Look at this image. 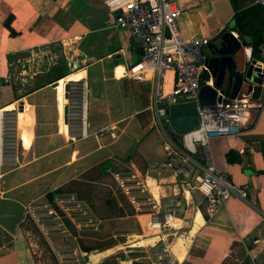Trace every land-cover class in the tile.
<instances>
[{"label": "crops", "instance_id": "obj_1", "mask_svg": "<svg viewBox=\"0 0 264 264\" xmlns=\"http://www.w3.org/2000/svg\"><path fill=\"white\" fill-rule=\"evenodd\" d=\"M180 9L183 38L207 37L213 44L231 33L242 46L239 63L244 65L249 48L264 66V9L256 0H183ZM115 22L103 0H0V112L18 105L23 116L16 154L0 176V264H37L24 228L35 201L75 181L114 180L112 172L129 167L148 181L162 213L175 211L177 227L152 237L154 247L168 246L180 264H264V82L249 97L246 89L237 95L252 102L241 134L209 144L215 166L233 184L249 187L246 199L232 196L209 220L202 198L185 192L169 166L165 141L173 140V132L151 109L153 82L130 76L143 54L139 41ZM205 54L208 59L209 47ZM17 73L23 76L20 87ZM165 79L169 92L174 73ZM69 84L86 91V119L77 135L66 123L73 107L68 109ZM92 170L97 176L82 178ZM130 206L134 213L123 219L145 231L148 216ZM139 233L130 237L139 243L132 247H144ZM116 250L111 244L97 253L105 252L102 260Z\"/></svg>", "mask_w": 264, "mask_h": 264}, {"label": "built area", "instance_id": "obj_2", "mask_svg": "<svg viewBox=\"0 0 264 264\" xmlns=\"http://www.w3.org/2000/svg\"><path fill=\"white\" fill-rule=\"evenodd\" d=\"M109 11L116 16L115 26L128 30L143 50L141 61L129 69L131 78L153 82L151 109L160 124L170 105L198 101L200 83L212 85L206 80L210 73L205 49L212 40L207 37L185 39L181 36L177 19L181 15L183 0H103ZM264 9V0H256ZM174 73L173 85L166 92L167 72ZM10 83V78H6ZM219 96L220 93H219ZM250 98L221 96L215 105L199 108L200 122L197 128L186 133L182 144L168 139L165 149L169 157H178V164L171 158L169 166L175 165V175L181 180L185 192L201 197L209 220L215 218L232 196L246 199L248 186H237L228 175L212 162L209 144L223 137L237 138L243 129L246 114L251 109ZM4 119H0V175L5 165ZM166 139V138H165ZM253 153V147L248 149ZM114 178L122 193L138 214L148 216L146 232L153 237L162 236L177 227L175 211L162 213L159 202L146 179L129 170L114 171ZM170 248L164 246L158 252L159 261L152 264H180L170 256ZM169 258L167 262L164 259Z\"/></svg>", "mask_w": 264, "mask_h": 264}, {"label": "rangeland", "instance_id": "obj_3", "mask_svg": "<svg viewBox=\"0 0 264 264\" xmlns=\"http://www.w3.org/2000/svg\"><path fill=\"white\" fill-rule=\"evenodd\" d=\"M66 46L69 45L66 44ZM22 78L23 76L17 73L15 79L17 87L23 84ZM66 93L69 98L68 109L73 106L71 113H68L66 123L71 127L70 134L77 135L83 126V87L80 84H69ZM17 107L18 105H15L4 112L5 168L16 154L14 146L17 137L19 142L21 140L20 129L22 130L23 126V116L20 108ZM57 140L59 139L56 138L55 143ZM134 154L135 150L129 156ZM171 158L175 159V163H179L178 157L174 154L169 157V160ZM173 167L175 168V165ZM5 168L3 167V170ZM128 170H132L131 167ZM119 171H127V169L121 168ZM96 174V171L92 170L84 174L82 178L87 180L97 176ZM115 182L108 177L95 185L83 180L70 183L59 189L62 193L54 195L53 199L58 208L51 203L50 193L34 202L24 228L34 249L37 264H90L89 254L97 253L111 244L114 249H119L114 256L109 255L110 257L102 259L99 264H124L125 261L129 264H152L159 261L157 254L160 249L159 246L154 247L151 241L153 236L146 230H137L131 219H123L134 212L128 199ZM77 200H80L79 204ZM138 233L144 235L146 242L143 243L142 248L132 247L139 243L134 242V244V239L130 237ZM85 249L94 250L87 255L83 252ZM105 256L103 254L99 259ZM168 259L165 257L164 262Z\"/></svg>", "mask_w": 264, "mask_h": 264}, {"label": "water", "instance_id": "obj_4", "mask_svg": "<svg viewBox=\"0 0 264 264\" xmlns=\"http://www.w3.org/2000/svg\"><path fill=\"white\" fill-rule=\"evenodd\" d=\"M242 46L239 40L229 33L218 38L209 46L210 55L208 66L210 73L206 80L212 79V85L205 80L200 83L198 101L173 104L168 107L164 122L177 136L183 137L186 133L198 127L200 122L199 108L215 105L217 99L225 92H231L235 98L243 89L244 97H249L255 86L264 82V66L252 59V49L246 50L244 65L239 63V52ZM220 89V95H219Z\"/></svg>", "mask_w": 264, "mask_h": 264}, {"label": "trees", "instance_id": "obj_5", "mask_svg": "<svg viewBox=\"0 0 264 264\" xmlns=\"http://www.w3.org/2000/svg\"><path fill=\"white\" fill-rule=\"evenodd\" d=\"M7 26V28L11 31V35H13L14 34V30L11 28V26H10V24H7L6 25ZM67 75V74H66ZM170 133V135H171V137L173 138V140L174 141H177L180 145L182 144V141H181V137H179V136H176L175 134H173V133H171V132H169ZM28 135V134H27ZM232 154H233V152H230L229 154H228V159H229V161H230V156H232ZM132 157V156H131ZM130 157V158H131ZM59 193H62L60 190H56L55 192H52V193H50V201H51V203H54V207L55 208H58L57 206H56V204H55V202H54V195L55 194H59ZM118 249V248H117ZM86 250H90V249H86ZM104 254V252L103 253H93L92 255H91V260H90V262L92 263H97V262H99V260H101V259H99L100 257H101V255H103ZM99 259V260H98Z\"/></svg>", "mask_w": 264, "mask_h": 264}, {"label": "bare ground", "instance_id": "obj_6", "mask_svg": "<svg viewBox=\"0 0 264 264\" xmlns=\"http://www.w3.org/2000/svg\"><path fill=\"white\" fill-rule=\"evenodd\" d=\"M85 94H86V91H84L83 107H82L83 108V120H84V122H85V119H86V104H85V102H86V100H85L86 95ZM1 118L4 119V112H0V119Z\"/></svg>", "mask_w": 264, "mask_h": 264}]
</instances>
